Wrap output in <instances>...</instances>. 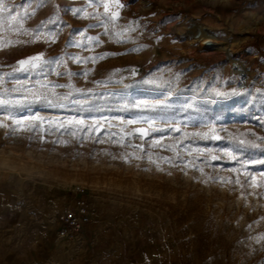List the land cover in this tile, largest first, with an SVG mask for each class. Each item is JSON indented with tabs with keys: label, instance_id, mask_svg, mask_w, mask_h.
<instances>
[{
	"label": "rangeland",
	"instance_id": "374dc122",
	"mask_svg": "<svg viewBox=\"0 0 264 264\" xmlns=\"http://www.w3.org/2000/svg\"><path fill=\"white\" fill-rule=\"evenodd\" d=\"M2 2L19 24L0 20V264H264V0ZM40 53L63 63L12 71Z\"/></svg>",
	"mask_w": 264,
	"mask_h": 264
},
{
	"label": "snow or ice",
	"instance_id": "6c2138e0",
	"mask_svg": "<svg viewBox=\"0 0 264 264\" xmlns=\"http://www.w3.org/2000/svg\"><path fill=\"white\" fill-rule=\"evenodd\" d=\"M103 7L105 9V13L104 14L107 16L109 5L107 3H103ZM0 10H2V11L7 13L6 17H0V20H2L5 25H7V26H15V25L19 24V20L17 19V17L13 16V14H12L13 11H15V7H13L12 10H9L8 6L3 4L2 0H0ZM79 11H81V10L80 9H75V10H73V13L75 14L76 12H79ZM110 18L114 20V19L118 18V14H113ZM13 22H15V25H14ZM55 23H56L55 20H49L46 23L42 22V27L47 28L48 24H55ZM18 31L29 32L28 29H25V28H22V27L18 28ZM31 32L35 33V37H34L32 42H35V39H39L40 38L39 29H33V30H31ZM81 35H83V33ZM117 35H120V34L118 33ZM45 37H46L47 40H50L53 43L55 42V33L52 32L51 30H49V31H47L45 33ZM89 39L91 40V39H98V38L89 37ZM11 43H13V42L12 41H8L4 46H8ZM16 43H19V41H16ZM104 55H115V53H105ZM100 58L103 59V55ZM72 59L74 60V62L79 63V62H81V60L83 58H81V57H72ZM92 59L94 60L95 58H92ZM60 63H63V61L58 59V58H45L44 54L40 53L39 55L30 56V57H28L26 59H22V60L18 61L17 62L18 66H13L12 71L13 72H18V71H22V72L43 71L46 67H50L52 65H58ZM116 71L118 72L120 70L117 69ZM56 74L60 75L61 73L57 72ZM133 74H135L134 71H133ZM68 75L71 76L72 73L69 71ZM85 75H87V73H85ZM145 83L152 84L153 81L152 80H147V81H145ZM78 91H80V90L78 89ZM53 95H56V94L53 93ZM68 95H70V94H68ZM68 95H64L63 97H61V99H65V100L68 99ZM221 95H223V94H221ZM26 99H27V97H24L22 100H17V101H15V104L20 105ZM36 99H41V97L37 96ZM9 103H12V102L9 101V100H0V107L6 106ZM49 103L51 104L52 102L49 101ZM77 103H79V102H77ZM162 103L163 102H158L157 104H151V103H148V102H145V101H139V102H133L131 106L135 107V108L147 109V108L158 107ZM59 106L63 107L62 104L59 105ZM16 123H20V121H16ZM69 123H71V121ZM78 123L82 124L83 121H78ZM128 123H130V124L131 123H136V121L130 120V121H128ZM148 123H149L148 129L137 128V129H135V132L140 133L143 136H148L152 132L161 131V129L152 127V122L151 121H149ZM216 138L219 139V137H216ZM154 143L159 144V141H154ZM240 143L243 144L245 142L241 141ZM213 158L215 159L217 157H213ZM260 162L264 163V161H260Z\"/></svg>",
	"mask_w": 264,
	"mask_h": 264
},
{
	"label": "bare ground",
	"instance_id": "6f19581e",
	"mask_svg": "<svg viewBox=\"0 0 264 264\" xmlns=\"http://www.w3.org/2000/svg\"><path fill=\"white\" fill-rule=\"evenodd\" d=\"M192 36L201 44L203 48H216L221 50L226 56L227 60L232 62L235 66V71L240 75L250 76L248 69L241 66L234 58L233 45L225 38H222L215 30L207 29L196 25L191 30ZM64 244H62L63 246Z\"/></svg>",
	"mask_w": 264,
	"mask_h": 264
},
{
	"label": "built area",
	"instance_id": "2783aa9c",
	"mask_svg": "<svg viewBox=\"0 0 264 264\" xmlns=\"http://www.w3.org/2000/svg\"><path fill=\"white\" fill-rule=\"evenodd\" d=\"M240 75V74H239ZM240 84L239 87L241 89L247 88L248 85L251 84L250 76L240 75ZM90 216V206L89 204L82 198H78L75 200L73 204V208H69L64 211L61 219L65 224H69L71 228L77 230L84 223L87 222Z\"/></svg>",
	"mask_w": 264,
	"mask_h": 264
},
{
	"label": "trees",
	"instance_id": "16d2710c",
	"mask_svg": "<svg viewBox=\"0 0 264 264\" xmlns=\"http://www.w3.org/2000/svg\"><path fill=\"white\" fill-rule=\"evenodd\" d=\"M34 88H36V86H34Z\"/></svg>",
	"mask_w": 264,
	"mask_h": 264
}]
</instances>
